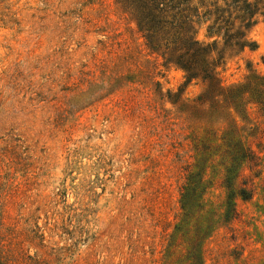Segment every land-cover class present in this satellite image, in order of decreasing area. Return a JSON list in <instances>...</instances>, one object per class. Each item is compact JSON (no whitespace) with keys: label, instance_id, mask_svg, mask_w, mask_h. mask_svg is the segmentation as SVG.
Listing matches in <instances>:
<instances>
[{"label":"rangeland","instance_id":"rangeland-1","mask_svg":"<svg viewBox=\"0 0 264 264\" xmlns=\"http://www.w3.org/2000/svg\"><path fill=\"white\" fill-rule=\"evenodd\" d=\"M207 2L209 0H206ZM203 0L197 38L208 36ZM119 0H0V255L5 264H189L181 194L207 122L193 105L204 84L193 80L177 103L184 72L163 65ZM245 48L219 67L221 85L264 73V16ZM164 46L157 50H164ZM249 64L252 66L249 68ZM248 135L258 164L241 180L225 220L223 166L201 216L214 221L203 242L204 264H264V121L249 104ZM264 135V134H263ZM264 138V136H263ZM214 170V171H213ZM190 231H195L193 223Z\"/></svg>","mask_w":264,"mask_h":264},{"label":"trees","instance_id":"trees-1","mask_svg":"<svg viewBox=\"0 0 264 264\" xmlns=\"http://www.w3.org/2000/svg\"><path fill=\"white\" fill-rule=\"evenodd\" d=\"M187 1L119 0L144 32L146 43L152 48L150 51L161 56L164 66H174L184 72L183 86L179 93L170 94V101L177 103L184 88L193 80H200L204 89L193 105L201 113L196 116L209 123L226 119L222 129L208 124L204 129L205 135L195 144V162L187 174L181 194L183 217L176 226L187 243L189 264H204L203 242L214 224L210 216H207L205 224L201 216H197L204 208L203 195L213 180L212 177L206 178L207 169L223 166L225 220L235 216L237 197L243 200L253 197V189L247 181L239 180L243 166L257 165L260 159L248 138V135L257 136L258 128L254 127L244 135L245 125L238 118L250 121L249 104H254L264 121V73L250 68L249 64L250 72L244 81L224 87L218 69L226 64L228 58L245 48H256L257 44L250 40L249 32L258 22L259 15L264 16V0H203L206 1L202 3L206 9L201 17L204 22L209 21L207 35H221L220 40L212 41L197 38L196 24L200 13H189L190 8L185 5ZM162 45L164 50H157ZM263 134L256 143L259 151L264 149ZM193 219L195 231L191 232L189 228ZM0 264H5L1 255Z\"/></svg>","mask_w":264,"mask_h":264}]
</instances>
